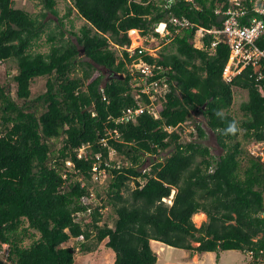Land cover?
Instances as JSON below:
<instances>
[{"label": "trees", "instance_id": "obj_1", "mask_svg": "<svg viewBox=\"0 0 264 264\" xmlns=\"http://www.w3.org/2000/svg\"><path fill=\"white\" fill-rule=\"evenodd\" d=\"M39 1L56 16L54 0ZM69 2L64 15L56 17V33H46L48 50L42 53L32 47L44 33L45 12L30 14L14 7L13 0H0V61L15 64V99L0 82L3 259L10 264H72L74 246L62 244L82 236L76 240L81 252L106 239L112 264H154L150 240L215 256L239 250L249 256L248 264L264 262V164L248 152L252 143L264 139V95L259 91L264 82L255 80L249 65L229 81L222 79L229 48L221 34L205 30L221 27L213 9L220 3L224 7L226 0ZM71 11L84 21L77 31H68L73 42L64 37L61 23ZM170 17L189 25L156 57H142L159 64L160 74L172 82L157 116L142 113L133 122L114 123L133 105L127 63L137 53L128 57L113 46L130 44L127 30L145 34ZM197 33L200 47L192 45ZM256 44L263 47L264 39ZM96 66L123 77L109 78L100 87L103 75ZM42 76L44 91L30 97L31 83ZM232 87L246 92L238 118L230 112ZM195 114L214 134L221 154L212 155L203 144L205 132ZM183 123L194 132L183 134ZM232 125L235 131L229 132ZM167 126L174 129L167 131ZM107 129L118 135L102 145L99 138ZM85 144V155L77 157L76 150ZM109 149L114 151L111 159ZM145 159L148 165L141 168ZM93 162L105 172L103 188L91 182ZM90 190L92 203H84ZM106 208L110 223L103 221ZM198 212L205 219L195 226L191 218Z\"/></svg>", "mask_w": 264, "mask_h": 264}, {"label": "built area", "instance_id": "obj_2", "mask_svg": "<svg viewBox=\"0 0 264 264\" xmlns=\"http://www.w3.org/2000/svg\"><path fill=\"white\" fill-rule=\"evenodd\" d=\"M186 1L192 2V0ZM213 13L220 19L221 27L205 31L221 34L223 41L229 48L228 59L221 74L222 79L229 81L244 66L249 65L252 68L255 80L264 82V70L262 69L264 67V46L259 47L256 44L257 40L264 39V0H226L225 6L223 7V3L218 4L213 9ZM188 25V22L183 18L170 17L166 22L160 21L153 24L152 31L145 34H141L139 29H132L137 34V38H142L139 45L133 48H130L129 45L120 48L115 45L113 46L118 51L124 49L128 57H131L134 51L137 53L127 63L131 74L130 94L133 105L123 109L120 115L113 119L114 123L133 122L142 113L157 116V108L161 103L160 101L169 89L168 84H172V82H168V78L160 74L163 73V70L159 64H156L154 61H145L142 57L144 55L156 57L161 48L158 47L156 49L154 46L164 45V43L169 42L180 28L187 27ZM200 30L203 29L200 28ZM200 35V33H197L194 36V41L195 37L198 36L200 42ZM194 41L192 45L200 47L201 43L198 46ZM214 44L215 41L211 42L210 47H213ZM259 91L264 95L263 86H259ZM181 126L183 127V134L194 132L191 124L183 123ZM165 129L170 131L174 127L167 126ZM117 135L115 129H107L105 134L99 138V143L106 145V138H116ZM86 147L87 145L85 144L76 150L77 157L85 155ZM248 152L264 164V139L252 143L248 148ZM98 155V153H94L93 157L98 159ZM108 155L109 159H111L114 151L109 149ZM65 164L67 166L71 165L70 161H65ZM90 170L92 183L101 184L104 182L105 172L103 169H98L95 162L91 164ZM93 196L94 194L90 190L89 199L83 202L90 203L92 201L90 198H93ZM162 200L170 203V198H162ZM79 215L80 213H77L75 216ZM81 238L82 236H78L74 240H81Z\"/></svg>", "mask_w": 264, "mask_h": 264}, {"label": "rangeland", "instance_id": "obj_3", "mask_svg": "<svg viewBox=\"0 0 264 264\" xmlns=\"http://www.w3.org/2000/svg\"><path fill=\"white\" fill-rule=\"evenodd\" d=\"M54 8L56 10V16L51 15L47 12L42 3L39 0H13V6L17 8H21L27 11L30 14H38L40 12H45V26L44 33L40 36V39L37 40V45L33 46V51H39L45 53L48 50V43L45 41V35L50 30L55 34L57 29L55 25H57L58 20L56 17L60 18L66 12L67 7L70 5L69 0H54ZM83 19L78 17L75 11H71L69 16L65 18H61V23L63 24L64 37L69 38L72 42L74 41V37L69 34L68 31H77L78 27L83 24ZM131 29L127 30V36H129L130 44L129 47L133 48L136 45L141 43V37L137 38V34L133 31L130 32ZM158 41V40H157ZM195 44L200 45L198 36L195 37ZM157 44V43H156ZM166 43H164L165 45ZM164 45H155L154 48L158 49ZM145 47V46H144ZM85 59V58H83ZM96 71L98 68L96 67ZM15 73V64L13 60L7 59L4 61H0V82L4 86H9L10 95L15 99L14 96V83L11 79V76ZM103 78L100 84L105 78V74H102ZM44 82L45 77H36L30 85V97L35 96L38 93L44 91ZM246 92L245 90H240L235 87H232V103L230 106V112L236 117H240V111L238 110V104L245 100ZM194 118L198 121L202 128L204 129L205 136L202 139L203 144H205L212 155L217 156L222 153V150L217 146L214 138V134L205 126L204 120L202 119L200 114H195ZM187 138V137H185ZM166 155L165 151L159 153L160 157H164ZM149 160L145 159L141 168H146ZM104 183V182H103ZM96 184V186L100 185L99 188H103L104 184ZM103 184V185H102ZM129 185L132 186V183L129 182ZM102 191V189H101ZM103 196V194H102ZM98 201V200H96ZM109 210L106 208L103 211V221L110 223L111 215H109ZM197 214V213H196ZM85 214H80L82 218H84ZM76 220L78 218H75ZM192 221L195 226H198L201 221L205 219L203 217L202 220H196L195 217L192 216ZM106 239H103L98 245L91 251L81 252L78 248V242L74 240V238H69L62 245L66 246H74V258L72 264H112L113 261V252L104 245ZM30 239L25 238L24 242L27 244ZM158 243V244H156ZM160 245V247H158ZM151 249L156 253L157 259L154 264H248L249 256L246 252H241L239 250H224L220 251L217 256L213 252H203V253H189L186 250L173 248L170 246H166L157 241L150 242ZM2 251V252H1ZM5 249H0V258H4ZM254 264H264V262H257Z\"/></svg>", "mask_w": 264, "mask_h": 264}, {"label": "water", "instance_id": "obj_4", "mask_svg": "<svg viewBox=\"0 0 264 264\" xmlns=\"http://www.w3.org/2000/svg\"><path fill=\"white\" fill-rule=\"evenodd\" d=\"M96 67H98V66H96ZM98 68H99V70L101 71L102 74H105L104 81L109 79V78H120L121 79L123 77L122 74H115L112 70H108V69H105L103 67H98ZM0 264H10V263H8L4 259L0 258Z\"/></svg>", "mask_w": 264, "mask_h": 264}, {"label": "bare ground", "instance_id": "obj_5", "mask_svg": "<svg viewBox=\"0 0 264 264\" xmlns=\"http://www.w3.org/2000/svg\"><path fill=\"white\" fill-rule=\"evenodd\" d=\"M130 32H133V30H130ZM193 217H195L196 220H202L204 215L203 213H197V214H194Z\"/></svg>", "mask_w": 264, "mask_h": 264}, {"label": "clouds", "instance_id": "obj_6", "mask_svg": "<svg viewBox=\"0 0 264 264\" xmlns=\"http://www.w3.org/2000/svg\"><path fill=\"white\" fill-rule=\"evenodd\" d=\"M229 132H234L235 131V125H232L228 128Z\"/></svg>", "mask_w": 264, "mask_h": 264}, {"label": "crops", "instance_id": "obj_7", "mask_svg": "<svg viewBox=\"0 0 264 264\" xmlns=\"http://www.w3.org/2000/svg\"><path fill=\"white\" fill-rule=\"evenodd\" d=\"M198 213H199V212H198ZM200 213H201V212H200ZM151 241H153V240H150L149 243H150ZM156 244H158V243H156ZM158 247H160V245H159ZM156 259H157V258H156Z\"/></svg>", "mask_w": 264, "mask_h": 264}]
</instances>
